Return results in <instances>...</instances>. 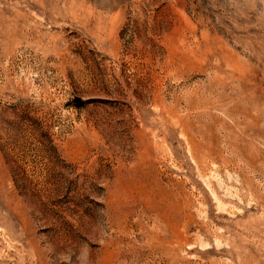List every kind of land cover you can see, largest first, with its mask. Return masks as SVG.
I'll list each match as a JSON object with an SVG mask.
<instances>
[{
	"label": "rangeland",
	"instance_id": "rangeland-1",
	"mask_svg": "<svg viewBox=\"0 0 264 264\" xmlns=\"http://www.w3.org/2000/svg\"><path fill=\"white\" fill-rule=\"evenodd\" d=\"M0 264H264V0H0Z\"/></svg>",
	"mask_w": 264,
	"mask_h": 264
},
{
	"label": "bare ground",
	"instance_id": "bare-ground-1",
	"mask_svg": "<svg viewBox=\"0 0 264 264\" xmlns=\"http://www.w3.org/2000/svg\"><path fill=\"white\" fill-rule=\"evenodd\" d=\"M124 185H126L127 187L124 189L125 192L130 191V187L127 185V183H130L132 185V187H136V188H141L143 191H150V192H164V187L161 186V183L159 181H157L155 179L154 176L150 175L147 172L141 173L138 175H134V177L132 178H125V180L123 181ZM132 188V189H133ZM139 195V194H138ZM159 195V194H158ZM128 203V202H127ZM125 231V230H124ZM114 244V243H113ZM117 247V246H116ZM116 253V252H114Z\"/></svg>",
	"mask_w": 264,
	"mask_h": 264
}]
</instances>
